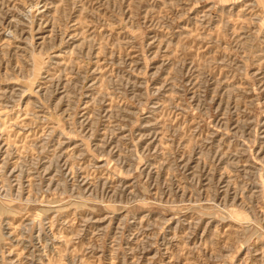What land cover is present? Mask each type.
Masks as SVG:
<instances>
[{"label":"rangeland","instance_id":"rangeland-1","mask_svg":"<svg viewBox=\"0 0 264 264\" xmlns=\"http://www.w3.org/2000/svg\"><path fill=\"white\" fill-rule=\"evenodd\" d=\"M0 264H264V0H0Z\"/></svg>","mask_w":264,"mask_h":264}]
</instances>
